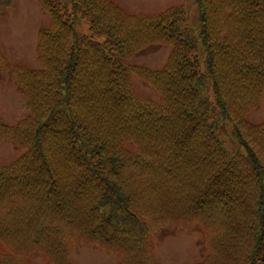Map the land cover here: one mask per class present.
I'll use <instances>...</instances> for the list:
<instances>
[{
  "label": "trees",
  "instance_id": "1",
  "mask_svg": "<svg viewBox=\"0 0 264 264\" xmlns=\"http://www.w3.org/2000/svg\"><path fill=\"white\" fill-rule=\"evenodd\" d=\"M36 1L39 68L0 54L27 110L0 119V143L22 150L0 165V264H73L82 244L160 264L154 238L194 230L201 257L183 264H264V119H247L264 93V0H192L197 29L183 5ZM157 45L171 47L160 69L128 63Z\"/></svg>",
  "mask_w": 264,
  "mask_h": 264
},
{
  "label": "rangeland",
  "instance_id": "2",
  "mask_svg": "<svg viewBox=\"0 0 264 264\" xmlns=\"http://www.w3.org/2000/svg\"><path fill=\"white\" fill-rule=\"evenodd\" d=\"M128 14L152 16L167 7L183 5L189 9V26L197 29L196 9L192 0H111ZM49 19L36 0H15L10 8L0 12V54L9 68L21 67L38 69L37 37L38 32L47 28ZM82 30H87L86 23ZM167 45L148 47L134 55L128 63L148 69H160L170 52ZM133 90L136 94L154 101L156 92L142 80L133 77ZM27 115L26 100L16 84L0 72V119L15 125ZM248 121L260 123L264 119V93L261 105L248 115ZM22 150L11 142L0 143V165L14 161ZM201 233L191 232L168 234L154 238V253L160 264H183L197 261L201 257ZM118 255L101 249L93 244H82L71 252L73 264H118ZM34 264H45L40 256L31 258Z\"/></svg>",
  "mask_w": 264,
  "mask_h": 264
}]
</instances>
